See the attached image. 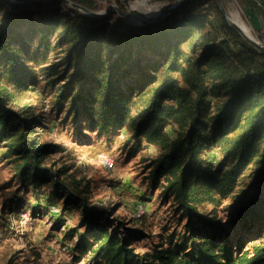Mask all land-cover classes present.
Here are the masks:
<instances>
[{
  "label": "trees",
  "instance_id": "1",
  "mask_svg": "<svg viewBox=\"0 0 264 264\" xmlns=\"http://www.w3.org/2000/svg\"><path fill=\"white\" fill-rule=\"evenodd\" d=\"M73 1L93 7L90 0ZM240 1L264 17L260 0ZM206 2H212L211 8L199 10ZM59 12L53 8L36 20L29 9L0 16V81L28 85V77L16 73L21 48L13 47L16 40L21 42L18 31L28 21L31 35L45 49L53 43L49 35L62 31L57 44L71 45L65 61L77 72L57 93L58 104L71 100L73 112L79 117L87 113L99 132L129 124L137 137L161 146L164 151L150 164L152 183L164 186L179 221H185L183 230L168 232L142 254L132 244L139 231L124 233L122 225L111 221L112 210L92 206L83 211L81 226L86 230L79 234L78 259L89 264H264V223L257 220L264 216V187L240 206L233 225L203 209L219 202L216 193L226 196L235 189L234 173L203 158L206 148L220 145L238 158L237 165L263 150L264 52L229 24L216 0H186L168 18L140 28L123 18L112 24L110 15ZM21 45L28 50L24 41ZM76 85L78 95L70 99ZM8 88L0 84V142H6L21 182L37 196L45 194L43 185L51 186L45 197L50 204L55 195L74 198L62 179L67 170L54 174L45 167L52 148L35 137L33 120L9 105ZM173 121L181 130L175 137L168 130ZM69 206L68 200L65 212ZM58 221H65L64 212Z\"/></svg>",
  "mask_w": 264,
  "mask_h": 264
},
{
  "label": "rangeland",
  "instance_id": "2",
  "mask_svg": "<svg viewBox=\"0 0 264 264\" xmlns=\"http://www.w3.org/2000/svg\"><path fill=\"white\" fill-rule=\"evenodd\" d=\"M37 1L40 0L27 3L0 0L3 6L0 16L15 10L26 14L29 9L28 15L36 20L40 15L49 14L53 8H60V15L72 13L74 9L60 0L59 3L48 0L44 5ZM141 1L90 0V3L93 6L91 9L100 12L110 5H116L125 12L149 15L155 19L178 0H146L148 8H135L134 5ZM260 2L264 6V1ZM223 5L228 13L241 10L252 32L264 44V17L240 0H223ZM211 6L212 2H206L199 10H207ZM172 14L164 16L163 20ZM108 15L111 17L108 21L115 25L117 19L123 18L138 28L145 26L135 18L120 16L114 9L103 17ZM31 23L28 21L18 31L21 42L29 46L28 50L23 51L18 40L13 44L14 48H21L17 76L28 77L24 81L29 80L28 85L21 88L16 82L6 80H1L0 84L9 87V105L28 120H33L34 136L39 138L41 144L52 148L45 167L54 174L58 170H67L62 179L67 180L68 189L75 196L67 199L66 194L55 195L50 204L45 198L52 190L48 184L41 187L45 194L37 196L32 189L27 190L15 169L13 157L7 153L6 142H0V264H89L86 258L78 259V244L79 234L86 230V226H81L83 211L92 206L112 210L111 221L115 225H122L124 233L128 230L139 231L132 236V244L138 252L144 254L152 250L168 232L183 230L185 224L184 220L179 221L180 215L173 199L164 195V186H154L150 176V164L164 149L149 143L144 136L137 137L129 124L110 128L109 132H99L98 127H93L87 113L79 117L76 111L73 112L69 103L71 100L61 107L57 93L67 86L77 72L76 66L65 61L71 45L57 44L63 32L54 31L48 37L53 43L45 49L42 40L31 35ZM13 52L16 53V50ZM79 90L80 86L76 85L70 99L77 96ZM168 130L172 137L181 131L175 121L169 124ZM204 152L203 158L210 160L217 169L234 173L235 189L226 196L216 193L219 202L204 204L203 209L216 212L233 225L240 218V206L256 198L257 189L264 187V147L260 156L256 152L239 165L237 157L229 155L216 143ZM106 157L114 162L112 167L105 164ZM81 199L84 200L81 202ZM68 200L70 209L65 212L63 207ZM76 202L85 203L87 208L77 206ZM140 209L144 213L138 216ZM63 212L65 221L60 222L58 218ZM257 220L263 224L264 216ZM73 229L78 231L71 232Z\"/></svg>",
  "mask_w": 264,
  "mask_h": 264
},
{
  "label": "water",
  "instance_id": "3",
  "mask_svg": "<svg viewBox=\"0 0 264 264\" xmlns=\"http://www.w3.org/2000/svg\"><path fill=\"white\" fill-rule=\"evenodd\" d=\"M13 2H18V3H27L30 1H35V0H11ZM63 2H66L67 4H69L72 8L81 11V12H85L88 15L92 16V17H103V15H106L108 13L111 12L112 9H114L120 16H126V17H132L135 18L139 23H142L144 25H149V24H156L159 23V21H161L164 16L173 13L174 11L178 10V8L182 7L183 3L186 0H178L176 4H174L173 6L169 7L165 12H163L162 14H160L157 18L155 19H151V17L149 15H142V14H136V13H131V12H125L124 10H120L119 7H117L116 5H110L109 7H107L103 12L100 11H96L94 9H91L90 7L86 6V5H82L80 3H78L77 1H73V0H60ZM224 15L226 16L229 24L231 26H233L234 28H236V30L239 32V34H241L248 42L249 44H251L253 47L257 48L259 51L264 52V44L259 41L256 38H252L250 37L248 34H246L242 28L240 27V25L238 23H236L235 21H233L230 16L227 14L224 5H223V0H217Z\"/></svg>",
  "mask_w": 264,
  "mask_h": 264
},
{
  "label": "bare ground",
  "instance_id": "4",
  "mask_svg": "<svg viewBox=\"0 0 264 264\" xmlns=\"http://www.w3.org/2000/svg\"><path fill=\"white\" fill-rule=\"evenodd\" d=\"M135 8H148L149 5L148 3H146V0L141 1L140 3H136V5H134ZM231 9V8H230ZM241 10H234L231 13H228V15L230 16V18L235 21L236 23H238L240 25V27L242 28V30L248 34L250 37L252 38H256L257 36L252 32V28L249 26V24L246 22V20L243 17V14L241 15ZM245 16V15H244Z\"/></svg>",
  "mask_w": 264,
  "mask_h": 264
},
{
  "label": "built area",
  "instance_id": "5",
  "mask_svg": "<svg viewBox=\"0 0 264 264\" xmlns=\"http://www.w3.org/2000/svg\"><path fill=\"white\" fill-rule=\"evenodd\" d=\"M105 164H108L109 167H112L114 165V162L109 157H106ZM143 213V210L140 209L138 212V216H141Z\"/></svg>",
  "mask_w": 264,
  "mask_h": 264
}]
</instances>
